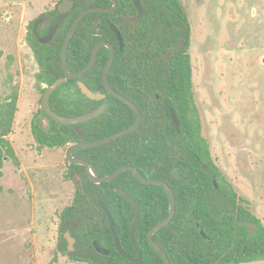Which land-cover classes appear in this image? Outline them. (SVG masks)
<instances>
[{
  "label": "trees",
  "instance_id": "1",
  "mask_svg": "<svg viewBox=\"0 0 264 264\" xmlns=\"http://www.w3.org/2000/svg\"><path fill=\"white\" fill-rule=\"evenodd\" d=\"M76 1L81 6L65 24L61 36L52 43L42 42L45 33L39 31V26L47 15L28 24L27 42L39 66L37 83L42 96L47 91L43 85L51 86L65 76L62 50L78 16L88 9L107 7V0H97L104 4H90V0ZM82 1L86 2L85 5ZM94 17L116 23L113 15L108 14H93L83 20L68 48V69L73 74L81 72L90 64L94 47L99 41L115 42L113 30L105 20L99 30L92 29L90 20ZM160 31L159 26L150 31L149 44L140 53L146 57L139 60L133 69H130V58L135 54L127 49L124 52L117 51L109 75L112 87L139 107L142 123L138 130L105 146L79 149L73 154L87 161L97 177H106L130 166L137 169L145 179L159 180L172 188L176 200L175 216L165 229L154 236L155 243L165 251L171 264H239L264 259L262 222L253 214L249 201L239 195L213 159L194 96L191 57L183 52L177 53L166 64L165 58L161 57L163 46ZM95 33L100 34L102 39H95ZM165 48L171 50L174 46ZM108 59L109 51L102 49L96 66L81 79L83 82L90 80L93 84L90 89L94 92L106 93L103 77ZM165 65H168L167 69ZM136 71L143 74L141 82L148 83L153 80L154 84L145 86L138 83V77L129 75ZM152 74L156 76L153 77ZM133 83L149 96L147 105L143 104L142 95L134 97L126 92L134 86L131 85ZM4 84L8 90L5 95H0V170L9 161L16 167L21 166L10 140L20 110L19 86L13 75ZM74 84L75 80H70L53 94L51 107L57 114L78 117L97 110L104 103L108 106L106 112L97 119L76 126H62L51 121L48 132L36 126L33 134L40 148H67L77 143L96 142L127 130L136 122L137 116L133 109L112 95L100 102L89 100L80 91L76 95L62 97V90ZM153 87L155 93L159 94V99L151 93ZM166 101L176 109L182 123L179 133L172 123ZM67 167L69 178L76 185V192L72 205L61 215V232L73 222L79 223L77 232L81 235L84 250L90 249L97 254L95 258H90L84 251L69 254L74 262L165 264L162 256L149 242L151 230L164 221L170 211V198L162 187L141 183L131 171L124 172L113 181L96 185L89 180L84 167L71 166L68 162ZM117 189L127 192L140 210L135 239L143 251V258L138 263L127 261L117 251L109 220L98 201L101 197L109 209L123 250L130 256L137 257L130 235L135 211L131 203L117 193ZM3 191L0 184V195ZM238 221L257 223L259 236L248 241V231L240 227ZM198 226L209 240L204 239ZM94 242L108 251L109 257L99 255ZM63 243L65 241L62 237L59 245L62 254L65 253Z\"/></svg>",
  "mask_w": 264,
  "mask_h": 264
},
{
  "label": "rangeland",
  "instance_id": "2",
  "mask_svg": "<svg viewBox=\"0 0 264 264\" xmlns=\"http://www.w3.org/2000/svg\"><path fill=\"white\" fill-rule=\"evenodd\" d=\"M53 1L0 0V95L13 75L20 110L10 140L21 164L0 170V264H84L58 250L60 218L76 192L68 147L40 148L33 134L44 96L28 24ZM185 1L195 12L194 94L213 159L264 226V0Z\"/></svg>",
  "mask_w": 264,
  "mask_h": 264
},
{
  "label": "flooded vegetation",
  "instance_id": "3",
  "mask_svg": "<svg viewBox=\"0 0 264 264\" xmlns=\"http://www.w3.org/2000/svg\"><path fill=\"white\" fill-rule=\"evenodd\" d=\"M60 1H62V0H58L52 6V9L49 10L47 13L40 15V16L47 15L42 20V22L39 26V31L42 33H45V35L42 36V42H44V43H52L56 38L61 36V33L63 31V27L68 22V20L75 14V12L78 10L79 6H81L80 2H77L76 0H74L75 1L74 8L72 9V11L68 15H66L64 17V20L59 25L56 33L53 34L51 39L47 41L46 38L50 32L52 25L57 21L58 18L62 17V14L60 13L59 6H58ZM98 2L104 4L102 1H97V0H90L89 1L90 4H96ZM85 3H86L85 1H82L83 5H85ZM105 5H107V7L103 8V9H113V12L108 14V15H113L116 23L114 24L113 22H110L106 19H103L102 17H94L90 20L91 25L93 27L92 29L94 31L99 30L100 27L102 26V21L105 20L106 24L113 30V33L115 35V42L114 43L106 42V43L113 46V48L115 50V58H116L117 51L124 52L126 49L128 52L132 51L135 54L133 57L130 58V64H131L130 69H133L134 67H136L139 63L138 62L139 60L145 59L146 56L143 57V56H141L140 53H141V51L143 52L145 50V47L149 44V39L151 38L150 31L154 30L155 26H159V28L161 30L159 33L161 36L160 41H161V44L163 46L161 57L165 58L166 64H168V62L171 61L172 57L175 54L181 53V52H183L185 55H189L191 57V60H192L191 48H192V43H193V38H194L192 20H193V16L195 15V12H192V9L188 7V3L185 0H172L171 2H167L165 0H139L138 5L135 2V0H115V2L112 0H107ZM91 15H93V14H91ZM39 17H37V18H39ZM87 17H85V18H87ZM36 19H34V20H36ZM34 20H32V21H34ZM117 26L120 28V30ZM117 30L119 31V33L121 35L122 43L119 41V37H118V34L116 32ZM94 36H95V39H102V36L100 34L95 33ZM101 42H105V41H103V40L99 41L96 44V46ZM122 44H123V46H122ZM165 46H167V47H173L174 46V48L171 50H170V48H169V50L168 49L166 50ZM95 47H94V49H95ZM102 49H107L109 51V58H110L109 48L103 47L99 50V52ZM99 52H98V56H99ZM93 53H94V51H93ZM97 61H98V59H97ZM96 64H97V62H96ZM96 64H95V66H96ZM192 65H193V63H192ZM165 68L167 69L168 65H165ZM86 75H84L83 77H85ZM129 75L134 76V77H138L139 78L138 83L145 84V86H148L149 84L150 85L154 84L153 80L148 82V83H145L143 81L141 82V76L143 74L138 73L137 71L131 72V74H129ZM160 75L161 74H159L158 76L160 77ZM152 76L154 77V76H156V74H152ZM81 79H80V81L83 82ZM69 81L65 85H67L69 83ZM87 81L88 82H83V83L90 89L93 86V84L90 80H87ZM109 84H110V82H109ZM131 85H134V86L131 87V89H129L128 91L126 90V92L128 94L134 96V97L142 95L143 104L147 105L149 103V96L146 93H144L143 91H140L137 88L136 84L133 83ZM111 87H112V85H111ZM105 89H106V87H105ZM79 91L80 90H79L77 83L75 81L74 85L65 87L62 90L61 96L62 97H64V96L69 97L71 95H76ZM193 91H194V77H193ZM92 92H94V91H92ZM96 92H101V91H95L94 93H96ZM155 92H156V90H154V87H153L151 90V93H154L155 97L157 99H159L160 98L159 94H157ZM101 93H103V92H101ZM103 94H106L107 97L109 95H111L107 92V89H106V93H103ZM119 94H121V93H119ZM194 96H195V94H194ZM107 97L104 100H106ZM104 100H102V101H104ZM195 100H196V97H195ZM95 102H97V101H95ZM196 102H197V100H196ZM165 103H166V106L168 108L172 123L175 126L173 119H172V116H171V113H170V110H169V105L175 110V112H176V109L171 105V103H169L167 101ZM181 125H182V123H181ZM66 161H67V158H66ZM67 170H68V168H67ZM175 174H177V173L174 172V175ZM177 176H178V174H177ZM225 176H226V174H225ZM175 177H176V175H175ZM176 178L179 179L180 177L178 176ZM227 179L229 180L228 177H227ZM215 185H216V187H218L217 182H215ZM249 222L258 225L257 223H255L253 221H249ZM238 223H239V221H238ZM62 226H63L62 225V219L60 218V230L62 229ZM78 226H79V223L73 222L71 225L66 226L63 233H62V237L64 238L65 233L67 231H69L70 236H71V240L73 241V244H74V246H73L74 252H69V250H68L69 244L64 239L65 244H66V249H65L64 255L68 256L69 254H77L80 251H82V252L84 251V253H86V255H88L90 258L97 257V254L94 253L93 251H91L90 249L84 250L85 246L82 243L81 235L79 232H77ZM258 227H259V225H258ZM258 232H259V228H258L257 232L255 233V235L253 236V238L259 236ZM94 245H95V249L99 255H104L106 257H109L110 253L108 251L101 249L96 242H94ZM58 250H59V248H58ZM84 264H87V263H84Z\"/></svg>",
  "mask_w": 264,
  "mask_h": 264
},
{
  "label": "water",
  "instance_id": "4",
  "mask_svg": "<svg viewBox=\"0 0 264 264\" xmlns=\"http://www.w3.org/2000/svg\"><path fill=\"white\" fill-rule=\"evenodd\" d=\"M115 2V0H112ZM135 2L139 3V0H135ZM59 11L62 14V17L58 18L57 21L52 25L50 32L46 38V40H50L51 37L53 36V34L56 33L59 25L63 22L64 17L66 15H68L72 9L75 6V1L74 0H62L59 2ZM113 12V9H103V8H93V9H89L84 11L83 13H81L78 18L76 19V21L74 22L72 29L68 35V37L65 40L64 46H63V50H62V65H63V70L65 72V76L60 78L59 80H57L56 82H54L51 86H47L44 85L47 88V91L42 99L41 102V106H40V111L42 112L43 116V124H42V129L45 132L49 131V126H50V122L54 121L62 126H76V125H81L84 123H87L89 121H92L94 119H97L98 117H100L101 115H103L108 106L106 103H104L100 108H98L97 110L78 116V117H64L61 116L59 114H57L51 107V98L53 96V94L60 89L63 85H65L69 80H75L77 83V86L79 88V90L81 91V94L84 95L85 97H87L89 100L92 101H97L100 102L102 100H104L107 95L103 94L101 92H92L83 82L80 81V79L86 75L92 68H94L97 59H98V52L101 48L103 47H107L110 50V58L108 60V63L106 65L105 71H104V84L105 87L107 89V92L109 94H111L112 96H114L115 98L119 99L121 102L125 103L126 105H128L131 109H133V111L136 113L137 119L136 122L134 123V125L130 128H128L127 130L121 131L119 133H116L114 135H111L105 139L96 141V142H90V143H77V144H73L71 146L68 147L67 149V154H66V158L67 161L70 165L72 166H80V167H84L86 170V174L89 178V180L96 184V185H101L103 183H107L110 181H113L117 178H119L124 172L127 171H131L134 173L135 177L143 184L149 185V186H159L162 187L169 195L170 198V211H169V215L168 217L160 222L159 224H157L150 232L149 234V242L151 244V246L162 256L165 264H171L170 260L167 256V254L165 253V251L158 245L155 243L154 241V236L162 231L163 229H165L173 220L175 213H176V200H175V195L173 190L171 189V187L169 185H167L165 182L159 181V180H148L145 179L139 172L137 169L127 166L124 168H121L120 170L116 171L114 174L106 176V177H97L92 168L91 165L82 159H78L74 156V151L75 150H79V149H93V148H98L101 146H105L117 139H120L122 137L128 136L130 134H133L134 132H136L138 130V128L140 127L141 123H142V114L141 111L139 110V108L132 103L129 99H127L126 97H124L123 95L119 94L118 92H116L111 85L109 84V74L112 68V65L114 63L115 60V50L113 48L112 45L106 43V42H101L99 43L95 49H94V53H93V59L90 62V64L81 72L73 74L69 71L68 69V48L69 45L73 39V37L75 36L79 25L81 24V22L83 21V19L91 14H110ZM119 37V41L122 43V38L121 35L119 33V31H116ZM123 46V44H122ZM169 110L173 119V122L176 126V129L178 132H180V128H181V121L179 120L175 110L169 105ZM176 177L177 174H175ZM79 181H82L81 177H78ZM118 194H120L121 196L125 197L132 205V207L134 208L135 211V219L132 223L131 226V231H130V235H131V241L132 244L134 246V248L137 251L138 256L137 257H132L129 254H127L120 243L118 234H117V230L115 227V222L113 220V217L109 211V209L106 207V205L103 203V201L101 200V197L98 198L99 204L101 206V208L103 209V211L105 212L109 223H110V227L113 233V237L115 240V244H116V249L117 251L120 253V255L126 259L127 261H130L132 263H138L142 260L143 258V251L142 249L139 247L136 239H135V230L137 227V224L140 220V210L136 204V202L133 200V198L125 191H123L122 189H117L116 190ZM239 225L242 228H246L248 230V236H247V240L250 241L253 236L255 235V233L258 230V225L254 224V223H250V222H245V221H239ZM200 233L203 235V237L206 240H209V238L205 235V233L203 232V230L198 226ZM64 239L67 241V243L69 244L68 250L69 252H74L73 249V241L71 240V236H70V232L67 231L64 235ZM239 264H264V259L261 260H256V261H250V262H242Z\"/></svg>",
  "mask_w": 264,
  "mask_h": 264
},
{
  "label": "crops",
  "instance_id": "5",
  "mask_svg": "<svg viewBox=\"0 0 264 264\" xmlns=\"http://www.w3.org/2000/svg\"><path fill=\"white\" fill-rule=\"evenodd\" d=\"M56 2H57V1H53V2H52V6H53ZM18 6H21V4H18ZM52 6L50 7V10L52 9ZM6 16H7V18L13 17L11 14H7ZM22 18H23V16H22ZM29 22H31V21H29ZM19 109H20V100H19Z\"/></svg>",
  "mask_w": 264,
  "mask_h": 264
}]
</instances>
